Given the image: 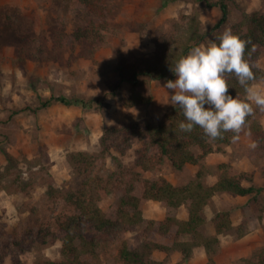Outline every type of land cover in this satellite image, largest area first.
Masks as SVG:
<instances>
[{
	"label": "rangeland",
	"instance_id": "obj_1",
	"mask_svg": "<svg viewBox=\"0 0 264 264\" xmlns=\"http://www.w3.org/2000/svg\"><path fill=\"white\" fill-rule=\"evenodd\" d=\"M213 1L216 0H206ZM233 2H228L230 16L220 34L235 21L234 4L246 13L260 12L263 8V0ZM191 16L198 18L199 31L205 33L217 21L219 9L206 8L205 0H0V193L14 198L11 206L15 210L10 212L12 207H6L2 197L0 264H32L38 250L43 257L60 259V240L55 238L49 246L39 247L37 229L48 223L47 228L59 234L55 216L72 215L75 209L63 199H49L48 184L63 192L69 188L78 190L87 177L113 175L119 169L140 172L145 179L163 177L175 186L184 185L194 177L198 167L190 164L175 170L166 162L156 175L142 172L136 166V152L142 141L125 133V128L133 123L162 122L172 105L164 81L150 82L151 100L147 105L125 108L122 101L119 103L105 94L115 86V94L126 99L130 85L119 82V68L128 66L134 59L157 57L161 52L160 38L170 34L176 24L184 25ZM89 23L93 27L99 24L100 39L93 43L76 41L75 30ZM205 40V46L213 42L210 34ZM257 66L264 70V53ZM253 85L264 88V79ZM50 96L98 99L107 107L102 111L95 104L87 109L56 103L36 113L18 112L35 108L40 100ZM260 123L264 128V113ZM113 125L118 127V133L105 142L103 154L100 138ZM238 141L244 147L255 148L251 146L253 137L246 132ZM226 148L225 154L210 153V163L205 161L204 183L216 182L220 174L217 167L228 164L251 176L252 180L245 178L242 185L261 187L264 157L253 162L245 157L232 158V147ZM77 152L98 158L100 165L85 171L82 164L71 160ZM120 197L117 189L103 198L98 203L102 212L114 218ZM217 210L229 211L237 225L243 221L253 224L254 228L241 240L233 234L222 236L223 246L217 250L220 264H245L243 260L264 246V189L257 195L242 197L218 194L208 203L206 212L214 215ZM178 212L148 201L142 216L144 213L146 222L147 216L164 219L167 215L176 217ZM142 227L124 232L121 238L133 243ZM150 238L169 245L176 239L174 230L166 236L152 234ZM117 246L118 242H114L100 253L101 264H120L116 260ZM239 250L251 254L237 259ZM156 253L166 256L159 259L152 254L154 260L173 262L170 258L173 252Z\"/></svg>",
	"mask_w": 264,
	"mask_h": 264
},
{
	"label": "trees",
	"instance_id": "obj_2",
	"mask_svg": "<svg viewBox=\"0 0 264 264\" xmlns=\"http://www.w3.org/2000/svg\"><path fill=\"white\" fill-rule=\"evenodd\" d=\"M233 0H216L206 2V8L217 7L219 17L209 32H200V23L197 17H187L184 25L176 24L172 32L159 40L161 52L157 57H141L134 59L128 66L118 70L119 82L130 85V92L126 99L122 100L115 94V86L111 87L106 95L115 99L125 108L150 103L148 87L152 81L173 80L175 74L171 68L181 56L186 55L193 46L206 43V37L210 34L212 41L217 42L221 34L219 30L224 27L230 16L228 2ZM235 21L230 26L234 34L241 39L249 41L245 49V59L252 67L254 80L249 85L264 79V70L257 66V60L264 53V0L260 12L246 13L234 4ZM99 24L93 27L92 23L83 29H76L74 38L76 41H89L93 43L100 35L97 33ZM229 93L234 98L246 99L243 86L238 83L235 74H225ZM59 103L63 106H78L91 108L93 104L104 111L106 104L98 99H83L78 97L50 96L40 100L35 108H24L18 112L30 111L36 113L41 109ZM253 106V105H252ZM252 115L246 118V123L239 136L246 132L253 137L255 148H247L239 141L233 142V132H224L222 138L211 139L207 137L199 126H195L191 132L179 129L178 124L185 119L182 110L178 106L171 105L164 113L163 120L158 125L147 123H133L125 128V133L137 137L142 141L141 147L136 152V166L142 172L157 174L166 162L175 170H181L187 164L198 167L194 177L184 185L175 186L163 177L142 178L140 172L119 169L118 173L107 176H89L81 184L80 189L69 188L65 192L47 185L46 195L55 201L58 198L73 206L75 213L59 217L55 216V225L59 234L48 229V223L40 225L37 229L36 242L38 246H49L58 238L61 242L60 259L52 260L41 255L40 250L32 264H101L100 253L114 242H118L116 260L120 264H165L163 260L156 261L152 254L162 251L166 254L179 252L180 263L185 264L191 257L194 248H202L207 256L206 264H216L213 256L217 253L219 236L233 234L240 238L254 228L253 224L243 221L236 227L232 225L230 212H216L211 222L214 228L213 235H205L202 228L205 224L203 209L208 205L215 194H230L233 196L257 195L264 189L253 185L244 186L242 181H251L247 176L228 164L217 167L220 171L217 181L212 185L204 183L206 175L205 157L218 152L225 154V148L232 147L230 157H245L251 162L264 157V128L260 118L264 111L253 106ZM136 126V127H135ZM118 133V127L113 125L105 130L100 138V146L105 153V142ZM111 137V138H110ZM8 159V157H7ZM71 160L82 164L85 171L99 166L101 161L93 156L77 152L71 156ZM9 162L12 159L9 157ZM76 165V163H73ZM120 189L121 197L116 207L114 218L108 217L100 209L98 203L110 194ZM155 201L161 208L176 210L184 206L187 210V219L179 220L167 215L161 221L148 220L145 222L142 209L146 202ZM137 232L135 240L130 243L122 239L121 235L126 231ZM39 226V227H40ZM174 230L175 238L167 245L152 240V234L166 236ZM187 236V240H177L178 237ZM245 264H264V246L254 251L251 256L243 260Z\"/></svg>",
	"mask_w": 264,
	"mask_h": 264
},
{
	"label": "clouds",
	"instance_id": "obj_3",
	"mask_svg": "<svg viewBox=\"0 0 264 264\" xmlns=\"http://www.w3.org/2000/svg\"><path fill=\"white\" fill-rule=\"evenodd\" d=\"M216 40L218 43L193 46L181 56L171 68L176 78L167 80L163 87L169 91L170 103L178 106L185 117L178 124L180 130L191 132L199 126L211 139L222 138L224 132L231 131L232 141L236 142L246 118L254 111L252 105L264 111V88L249 85L255 78L245 59L249 41L241 39L230 28ZM225 74H235L245 89V100L229 93Z\"/></svg>",
	"mask_w": 264,
	"mask_h": 264
},
{
	"label": "crops",
	"instance_id": "obj_4",
	"mask_svg": "<svg viewBox=\"0 0 264 264\" xmlns=\"http://www.w3.org/2000/svg\"><path fill=\"white\" fill-rule=\"evenodd\" d=\"M59 104V103H58ZM229 148H226V150H228ZM209 157H210V154L209 155H207L206 157H205V161H206V163L207 164H209L210 163V159H209ZM188 167V166H187ZM193 172H195V170H193ZM215 182L213 181V182H209L208 184L209 185H212V184H214ZM175 185V184H174ZM3 194V195H2ZM223 194H225V193H223ZM216 195H218V194H215L212 198H211V200L216 196ZM2 197H3V204L4 205H6V207L7 206H10V207H12V208H10V212H15V210H14V207L13 206H11L12 204H13V202H14V198L13 197H11V196H7L4 192L3 193H0V200L2 199ZM16 199V198H15ZM210 200V201H211ZM149 202H151V201H149ZM148 203V202H147ZM206 207L207 206H205L204 207V209H203V215H204V218H205V224H204V228H205V230L203 231V229H202V232L205 234V235H213L214 234V228H213V224H212V222H211V219H212V217H213V215H211V214H207V212H206ZM177 210H179V212L177 213V215H176V218L177 219H179V220H186L187 219V210H186V208L184 207V206H181V207H179ZM219 211H221V210H217V212H219ZM143 217H145L144 216V213H143ZM230 217H231V214H230ZM147 219H149V220H158V221H161V220H163V217H161V216H158V217H156V218H154V217H151V216H147L146 217ZM231 221H232V225L235 227V224L236 223H234V221L232 220V218H231ZM237 225V224H236ZM188 239V237L187 236H185L182 240H187ZM240 239V238H239ZM241 239H242V237H241ZM240 239V240H241ZM160 244H162V245H169L168 243H166L165 241H158ZM222 242H223V237L222 236H219V246L218 247H222L223 245H222ZM157 251H155L154 253H153V255L155 256V257H157V258H159V259H164L165 258V254L163 255V254H161V253H156ZM218 254L219 253H216L214 256H213V260H214V262L216 263V264H220L219 263V261H218ZM251 254V252L250 251H242V250H239V251H237L236 252V257H237V259L240 257H248L249 255ZM170 258H171V260H173V262H171V264H175L177 261H180V259H181V255H180V253L179 252H173L171 255H170ZM206 262H207V256H206V254H205V251L202 249V248H199V247H197V248H194L193 249V251H192V254H191V257L188 259V261L185 263V264H206Z\"/></svg>",
	"mask_w": 264,
	"mask_h": 264
}]
</instances>
